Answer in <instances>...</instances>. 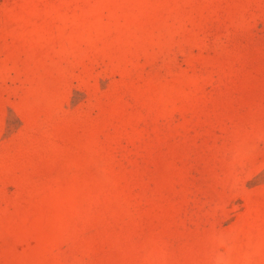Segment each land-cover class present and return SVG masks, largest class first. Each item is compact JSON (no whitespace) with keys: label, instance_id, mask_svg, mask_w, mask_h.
<instances>
[{"label":"rangeland","instance_id":"rangeland-1","mask_svg":"<svg viewBox=\"0 0 264 264\" xmlns=\"http://www.w3.org/2000/svg\"><path fill=\"white\" fill-rule=\"evenodd\" d=\"M0 264H264V0H0Z\"/></svg>","mask_w":264,"mask_h":264}]
</instances>
